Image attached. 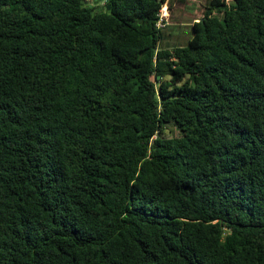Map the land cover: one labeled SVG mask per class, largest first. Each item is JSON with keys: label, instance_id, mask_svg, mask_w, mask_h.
<instances>
[{"label": "trees", "instance_id": "1", "mask_svg": "<svg viewBox=\"0 0 264 264\" xmlns=\"http://www.w3.org/2000/svg\"><path fill=\"white\" fill-rule=\"evenodd\" d=\"M101 1L0 0V264H264V0Z\"/></svg>", "mask_w": 264, "mask_h": 264}, {"label": "rangeland", "instance_id": "2", "mask_svg": "<svg viewBox=\"0 0 264 264\" xmlns=\"http://www.w3.org/2000/svg\"><path fill=\"white\" fill-rule=\"evenodd\" d=\"M206 0H168L163 4L166 8V26L170 35L166 38L169 45H184L191 36V24L197 21L204 12ZM103 0L96 5L102 6ZM165 44V43H164ZM165 135H176L177 130L172 125L165 127Z\"/></svg>", "mask_w": 264, "mask_h": 264}, {"label": "built area", "instance_id": "3", "mask_svg": "<svg viewBox=\"0 0 264 264\" xmlns=\"http://www.w3.org/2000/svg\"><path fill=\"white\" fill-rule=\"evenodd\" d=\"M159 18H158V21L156 23V26L157 27H164L166 25V21H165V18H166V8L164 10L163 8V5L159 11V14H158Z\"/></svg>", "mask_w": 264, "mask_h": 264}, {"label": "water", "instance_id": "4", "mask_svg": "<svg viewBox=\"0 0 264 264\" xmlns=\"http://www.w3.org/2000/svg\"><path fill=\"white\" fill-rule=\"evenodd\" d=\"M108 8H109V6H108ZM158 77H159V75H158Z\"/></svg>", "mask_w": 264, "mask_h": 264}]
</instances>
